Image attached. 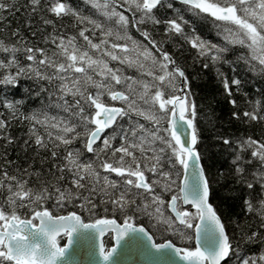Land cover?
I'll return each mask as SVG.
<instances>
[{
  "label": "snow or ice",
  "instance_id": "6c2138e0",
  "mask_svg": "<svg viewBox=\"0 0 264 264\" xmlns=\"http://www.w3.org/2000/svg\"><path fill=\"white\" fill-rule=\"evenodd\" d=\"M84 2L95 17L69 0H25L23 5L0 0V31L7 29L13 38L0 39V107L8 115L7 121L0 119V147L6 153L17 140L7 131L9 121L26 120L23 146L34 154L43 150L40 164L48 162L46 169L32 170V164L21 169L3 157L0 264H69L62 258L80 238L94 244L98 264H113L117 245L167 256V264H177L173 257L179 264H264V99L249 100L243 112L231 113L243 123H260L258 137L217 134L212 139L232 157L221 179L242 186L240 206L256 221L255 228L249 224L238 233L234 248V238L210 203L215 177L202 166L209 148H202L194 123L188 78L146 27L181 37L197 63L203 58L205 69L234 63L230 58L239 49L235 62L264 80V0H179L189 19L174 7L175 0ZM21 11L27 17L23 27L34 38L31 17L43 26L35 44L7 22L9 13ZM193 18L210 21L221 42L197 35ZM244 82L234 76L230 84L240 91ZM222 84L235 107L228 79ZM15 89L23 98H8ZM29 95L41 106L21 113ZM52 107L66 115L50 116ZM142 217L146 226L134 223ZM146 228L189 246L178 247L170 237L154 242ZM105 233L111 247L101 240ZM60 237L66 238L62 245ZM248 244H258V251L248 255L241 247Z\"/></svg>",
  "mask_w": 264,
  "mask_h": 264
},
{
  "label": "trees",
  "instance_id": "16d2710c",
  "mask_svg": "<svg viewBox=\"0 0 264 264\" xmlns=\"http://www.w3.org/2000/svg\"><path fill=\"white\" fill-rule=\"evenodd\" d=\"M69 2L74 6H78L85 15H92L95 17L94 10H91L90 7L85 4L84 0H69ZM19 3L23 5L25 0H19ZM174 7L178 10L183 8L181 4H174ZM26 18V14L23 11L15 12L14 14L9 13L7 22L12 27L19 26L22 34L35 44L40 38L39 29L43 26L36 16L31 17L33 27L37 29V37L34 38L31 32L23 27L22 21ZM192 20V28L197 35L212 42H221L217 34L218 30L210 21H205L200 18H193ZM68 23V20L65 19L64 24L68 25ZM146 27L153 38L163 43L164 50L170 53L177 65L184 70L188 78L189 88L187 92L190 94V98L194 102L196 110L194 123L199 129L200 139L203 141L202 148L205 146L209 148L203 158L202 166L205 167L206 172H211L212 176L215 177V179L211 181L213 195L210 203H212L214 209L217 211L229 237L234 238L233 247L235 248L236 242L240 239L238 233L245 230L249 224L255 228L256 221L253 216L245 214V212L242 211L240 206V197L244 194L242 186L237 185L231 179H221V170H227L228 163L232 157L230 152L225 150L222 146L217 147V145L212 142V139L217 134L230 138L247 137L249 135L255 138L260 135L262 130V125L260 123L252 121L243 123L240 118H233L231 113L232 111L243 112L249 107V100L264 99V80H262L259 75L250 73L247 66L242 62H235L236 55H238L240 51L239 49H237L236 53L230 58L234 63L229 65L222 63L216 65V69L219 70V73H223V76H218L216 69L211 67L208 69L203 68V58H200L201 63L196 62L195 51L191 50L190 46L187 45L181 37L175 35L165 37L162 29L159 27H154L152 25H146ZM0 28H3V25H0ZM185 30L187 31V29ZM131 34L134 38L142 40V37H140L134 29L131 30ZM0 39L7 41L13 38L10 32L4 29L0 31ZM233 69H235V72ZM234 76L245 81L240 91H237L235 86H231L230 84ZM225 78L228 79L230 84V98L236 101L235 107L227 102L229 96L224 92L222 84ZM25 83L27 84L28 82L25 81ZM3 89L4 86L0 85V95L4 94ZM7 95L9 99L23 98L20 89H15V96H13L11 91L8 92ZM44 99L47 100V96H45ZM40 106L39 102L29 95L24 100V103L19 106V111L26 114L32 109ZM49 115L63 117L66 114H64L62 110L52 107L49 111ZM0 119L8 120L7 110L2 107H0ZM141 122L143 123V121ZM9 125L7 131L12 136L17 137V140L6 153H4L3 148L0 147V166L7 167L3 159V157H6L7 160L14 162L11 166L12 168L19 167L23 169L27 164H32V170L41 166L45 169L48 168V162H45L43 165L40 164V160L45 155L43 150H40L38 154H34L31 148L23 146V141L28 139V121H21L17 118L9 121ZM38 130H40L39 127ZM32 147L34 148V145ZM31 182L34 183V179ZM65 182H67V177ZM253 195H255V193H253ZM68 210H72L71 206H69ZM99 214L104 215L105 213L100 210ZM108 214L110 215V213ZM83 219L87 222L88 217L85 216ZM141 221L145 226L147 225V220L143 217L140 221H134V223H140ZM146 229L150 234H154V240L156 242H163L164 238L170 237L177 246H189V242L181 241L178 237H171V234H161L153 229ZM64 239V237H60L58 242L62 245ZM103 242L106 247H110L112 243L111 236H106ZM191 246H194V241L191 242ZM241 247L245 249L248 255L258 251V244L241 245ZM232 259L234 261L235 257ZM222 264H224V262Z\"/></svg>",
  "mask_w": 264,
  "mask_h": 264
},
{
  "label": "water",
  "instance_id": "95a60500",
  "mask_svg": "<svg viewBox=\"0 0 264 264\" xmlns=\"http://www.w3.org/2000/svg\"><path fill=\"white\" fill-rule=\"evenodd\" d=\"M175 2H179V0H175ZM180 95L183 96L184 91H181ZM183 207L190 208L188 205H184ZM108 235L110 234L105 233L104 236L101 237V240L103 241ZM64 242H66V238ZM154 242L156 241L154 240ZM149 251L152 250L149 249ZM99 259L94 244L86 238L74 240L66 250L65 256L62 258V260L69 262V264H98ZM111 259L113 264H153V262H156V264H167L169 258L167 256L150 257L142 255L140 251L131 246L123 248L121 245H117V251L113 253ZM172 259L176 260L177 264H179L178 258L173 257Z\"/></svg>",
  "mask_w": 264,
  "mask_h": 264
},
{
  "label": "flooded vegetation",
  "instance_id": "af4514ba",
  "mask_svg": "<svg viewBox=\"0 0 264 264\" xmlns=\"http://www.w3.org/2000/svg\"><path fill=\"white\" fill-rule=\"evenodd\" d=\"M174 4H179L178 2H175ZM181 10L182 14L184 15L185 19H189L191 14L188 13L187 11H184L183 8L182 9H179ZM193 21V20H192ZM190 209V208H189ZM166 212H167V209L165 208ZM191 210V209H190ZM111 247V246H110Z\"/></svg>",
  "mask_w": 264,
  "mask_h": 264
},
{
  "label": "rangeland",
  "instance_id": "374dc122",
  "mask_svg": "<svg viewBox=\"0 0 264 264\" xmlns=\"http://www.w3.org/2000/svg\"><path fill=\"white\" fill-rule=\"evenodd\" d=\"M165 213L167 214L166 210H165Z\"/></svg>",
  "mask_w": 264,
  "mask_h": 264
}]
</instances>
